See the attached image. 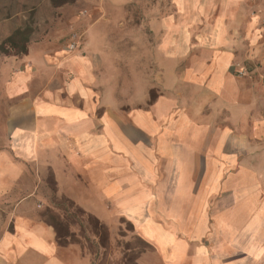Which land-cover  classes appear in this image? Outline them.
<instances>
[{
  "label": "crops",
  "instance_id": "crops-1",
  "mask_svg": "<svg viewBox=\"0 0 264 264\" xmlns=\"http://www.w3.org/2000/svg\"><path fill=\"white\" fill-rule=\"evenodd\" d=\"M161 1L151 3L150 24L165 32L166 55L151 49L149 61L136 62L161 58L174 81L147 108L138 106L141 81L129 100L127 81L119 95L111 91L109 64L126 57L107 51L101 18H78L86 34L79 49L40 43L7 68L15 100L0 194L37 164L52 173L57 195L108 227L112 243L121 218L130 221L151 244L139 264H264V83L258 68L236 74L264 54L255 12L264 0ZM42 184L12 206L0 264H94L88 247L58 244L54 225L38 215Z\"/></svg>",
  "mask_w": 264,
  "mask_h": 264
},
{
  "label": "rangeland",
  "instance_id": "rangeland-1",
  "mask_svg": "<svg viewBox=\"0 0 264 264\" xmlns=\"http://www.w3.org/2000/svg\"><path fill=\"white\" fill-rule=\"evenodd\" d=\"M118 1L76 0L61 5L64 6L63 9L57 11L50 0H0V46L15 30L29 26L33 31L28 43L29 51L31 46L35 48L40 43L44 44L41 49L50 50L53 49L51 44L59 41L65 49L72 52L79 49L86 39L83 24L79 23L78 18L83 20L87 16L93 19L101 18L99 24H104V28H107L104 31L109 39L107 51L109 49L110 55L115 57H126V63L116 59L115 62L112 60V63L109 64L111 71L115 74L111 77V83L115 86V90L111 89V91H115L119 95L118 93L122 92L119 84L125 80L127 81L126 97L129 100L135 93L134 84L141 81L139 91H137V97L140 100L138 106L147 108V105L156 97L166 95L168 93L167 86L174 81V79H167L166 76H163L166 74L165 68L169 65L168 63L161 62V58L158 63L148 62L149 55L152 54L151 49L156 50L155 54L160 57L166 55L167 48L163 44L165 32L160 30V27L156 28L150 24L151 18L154 17L151 14V3L155 0H125L122 6L118 5ZM161 3L165 5L166 1L162 0ZM92 8L102 9V11H106V14L98 15L94 11V14L90 16ZM258 9H262V7H256V13ZM159 15L161 16V14ZM156 45L159 46L155 47ZM27 54H7L0 49V152L10 149L7 126L10 111L8 109L12 105L11 102L15 100L7 94L6 71L9 66L16 69L20 65L19 59ZM138 55H143L145 59L148 55V61L136 62ZM263 59L264 54L256 62H244L238 71L244 69L247 73L240 75L236 71V74L243 77L248 74L250 69L258 68L264 83ZM119 67L121 70L126 68L125 77L119 74ZM135 69L137 72L142 71L141 80L135 78ZM130 105L137 106L134 101L128 104V106ZM195 125L190 127L189 134L196 132ZM29 170L28 174L20 175L16 179L13 191L9 194H0V236L12 226V206L15 207L22 198L33 191L39 181L43 180L40 192L43 194V198L39 200L37 203L39 206L36 207L38 215L45 219L52 216L48 219L49 221L62 220L64 222L63 229L71 230L72 226H76L77 231H71L80 238L82 245L95 253V264H139L138 259L141 253L151 248L150 245L143 249L144 243L139 241V235L134 232L133 224L125 218H121L116 240L112 243L109 234L108 241L103 246L101 236L95 233V226L88 219L87 214H83V209L72 205L66 197L57 195L50 170L37 164H31Z\"/></svg>",
  "mask_w": 264,
  "mask_h": 264
},
{
  "label": "trees",
  "instance_id": "trees-1",
  "mask_svg": "<svg viewBox=\"0 0 264 264\" xmlns=\"http://www.w3.org/2000/svg\"><path fill=\"white\" fill-rule=\"evenodd\" d=\"M76 0H50L51 4L53 6H61L66 3H72L75 2ZM32 29L29 26L23 27V28H18L15 30L11 35H9L6 40H4L3 44L0 46V49L7 53V54H27L29 49H28V43L30 40V36L32 33ZM72 205H75L72 201H70ZM78 208V206H77ZM80 208V207H79ZM82 210V208H80ZM83 214L86 212L83 210ZM52 216H48V219H50ZM88 219L91 221L92 224L95 226V233L100 235L102 238V245L105 246L108 238H109V230L108 227L100 222L98 218H96L92 214H87ZM55 219H60V218H55ZM49 221V220H48ZM51 223L54 225L57 231V237L56 240L58 244L60 245H67L72 242H78L80 243V238H78L77 235H75L71 230L68 228L63 229L64 222L62 220H53ZM139 241L144 243L143 249H146L147 247H150V243L142 238L141 236L138 237ZM94 256V264H95V253L91 251Z\"/></svg>",
  "mask_w": 264,
  "mask_h": 264
},
{
  "label": "built area",
  "instance_id": "built-area-1",
  "mask_svg": "<svg viewBox=\"0 0 264 264\" xmlns=\"http://www.w3.org/2000/svg\"><path fill=\"white\" fill-rule=\"evenodd\" d=\"M257 13L260 15V18H261V20H262V22H263V24H264V8H262V9H258V10H257ZM263 63H264V59H263ZM238 73H239L240 75H244V74L247 73V71L244 70V69H240V70L238 71Z\"/></svg>",
  "mask_w": 264,
  "mask_h": 264
}]
</instances>
